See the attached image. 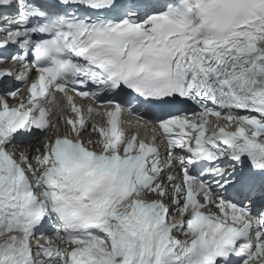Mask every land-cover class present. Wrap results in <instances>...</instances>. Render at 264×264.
I'll return each instance as SVG.
<instances>
[{
    "label": "snow or ice",
    "instance_id": "1",
    "mask_svg": "<svg viewBox=\"0 0 264 264\" xmlns=\"http://www.w3.org/2000/svg\"><path fill=\"white\" fill-rule=\"evenodd\" d=\"M8 64L0 264H264V0H0Z\"/></svg>",
    "mask_w": 264,
    "mask_h": 264
},
{
    "label": "bare ground",
    "instance_id": "2",
    "mask_svg": "<svg viewBox=\"0 0 264 264\" xmlns=\"http://www.w3.org/2000/svg\"><path fill=\"white\" fill-rule=\"evenodd\" d=\"M180 235H181V233H179V232H176V233H175V238L179 240V238H180Z\"/></svg>",
    "mask_w": 264,
    "mask_h": 264
}]
</instances>
